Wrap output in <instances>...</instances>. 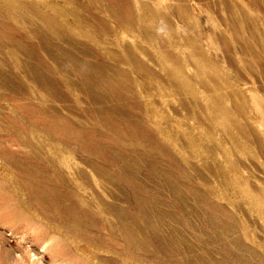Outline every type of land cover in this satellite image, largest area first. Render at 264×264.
I'll return each mask as SVG.
<instances>
[{
  "label": "rangeland",
  "instance_id": "1",
  "mask_svg": "<svg viewBox=\"0 0 264 264\" xmlns=\"http://www.w3.org/2000/svg\"><path fill=\"white\" fill-rule=\"evenodd\" d=\"M0 264H264V0H0Z\"/></svg>",
  "mask_w": 264,
  "mask_h": 264
}]
</instances>
